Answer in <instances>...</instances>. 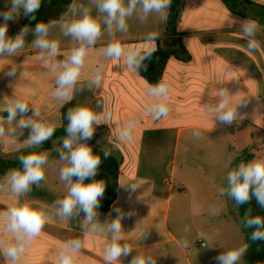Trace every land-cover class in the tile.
Listing matches in <instances>:
<instances>
[{
	"label": "crops",
	"instance_id": "crops-1",
	"mask_svg": "<svg viewBox=\"0 0 264 264\" xmlns=\"http://www.w3.org/2000/svg\"><path fill=\"white\" fill-rule=\"evenodd\" d=\"M247 2H241L233 10L224 0H181L174 27L169 26V16L166 23H161L152 15L145 25L129 21L128 32L118 34L127 48L171 50L161 77L170 86L167 100L170 111L159 120L147 112L150 103L147 79L139 71L136 74L125 68L123 60L105 57L103 48L112 42L107 33L89 51L81 83L98 67L103 70L102 83L90 91L85 88L82 93L77 92L70 101L90 107L99 103L103 108L96 111L111 113L106 120L102 115V123L95 127L93 137L98 144L93 146L108 147L121 161L116 199L108 211H98L101 223L116 218L114 209L125 214L121 224L133 251L128 257L121 256L116 264H130L133 256L140 253L154 258L155 264H206L207 247L200 242L208 244L207 240L213 238L218 248V242L227 235L231 238L239 227L232 200L227 198L228 205H224L225 196L219 194L220 188L226 186L223 173L227 167L228 172L232 170L234 161L244 150L253 153V159L264 157V0ZM4 5L5 0H0V10H4ZM25 18L21 13L15 21H9L10 37L25 26ZM249 18L261 26L256 36L260 47L254 52H247V41L239 32V21ZM56 22L51 34L60 42L58 58L62 59L76 45L70 37L62 36L60 19ZM149 34L158 36L149 40ZM32 39L31 34L26 37L28 44L20 54L0 58V109L9 100L23 97L30 108L39 109L42 120L57 128L61 125V108L66 103L53 97L55 75L38 58V50L30 45ZM184 54L189 58L184 59ZM12 66L17 68L15 75H6ZM221 88L233 95L232 103L241 102L237 108L240 118L231 126L205 114L204 106L218 102L216 95ZM27 116L31 117L32 112ZM133 117L138 125L132 150L127 148L130 143L119 141L117 136L123 124ZM15 124L16 121L3 124L0 158L4 160L14 161L23 153H39L42 148V145L29 148L26 140L31 129L21 130ZM11 129L15 130L9 135ZM193 131H199L200 137H194ZM61 141H53L54 149L61 147ZM179 158L185 171L177 178ZM197 165L204 172L193 171ZM133 184L137 186L135 190ZM66 192L64 182L48 181L45 174L38 186L34 185L31 192L19 198L44 208L49 216L41 234L28 248V254L34 264H55L61 245L80 238L83 248L77 254L76 264H106L104 248L110 238L107 229L101 235L86 234L81 230L83 213L71 219L56 215L55 201ZM188 194L190 205L185 204ZM15 199L7 186L0 188V211L6 210ZM213 205L221 208L219 215L209 214ZM185 227L188 232L184 231ZM0 237L12 240L2 226ZM184 239L189 241L188 247L181 246ZM0 264H7L3 256Z\"/></svg>",
	"mask_w": 264,
	"mask_h": 264
},
{
	"label": "clouds",
	"instance_id": "clouds-1",
	"mask_svg": "<svg viewBox=\"0 0 264 264\" xmlns=\"http://www.w3.org/2000/svg\"><path fill=\"white\" fill-rule=\"evenodd\" d=\"M171 3L172 0H86L85 3L72 0L60 16L59 29L62 36L70 37L76 46L61 59L58 58L61 52L60 42L51 34L56 21H41L34 28L25 25L14 37L8 35L9 21H15L21 13L35 20L42 0H5L4 10H0V19L3 21L0 23V58L20 54L28 44L26 37L31 34L33 39L30 45L38 50V58L55 75L53 97L57 101L67 103L77 92L82 93L85 88L90 91L101 85L102 68H96L84 83H81V75L89 51L96 46L104 33H107L112 41L103 48L107 59L123 60L125 68L134 70L136 74L142 68L146 70V61L151 60L153 49L127 48L121 44L118 34L128 32L129 21L134 20L140 25H145L152 15L161 23H166ZM260 27L259 23L251 18L239 21V32L241 38L247 41V52H254L260 47L256 39ZM157 36L149 34L148 39L155 40ZM16 71L17 68L12 66L6 75L14 76ZM169 94L170 86L163 79L156 84H149L147 95L150 97V103L147 112L154 119L159 120L168 115ZM216 96L219 98L218 102L204 106L205 114L212 116L222 125L231 126L240 118L237 108L241 102L232 103L233 95L224 88L218 90ZM102 108L103 105L97 103L94 107H71L66 112V135L56 152L59 154V160L64 162V166L60 168L59 179L65 183L67 192L63 198L55 201V208L56 215L64 219H71L83 213L81 230L86 234L101 235L107 229L110 238L104 248V259L106 264H116L121 256L128 257L133 248L124 235L121 220L125 214L120 209H114L117 213L115 219H105L103 223L99 220L98 209L106 185L103 179H95L102 158L94 153L88 141L92 139L95 127L102 123V115L105 120L110 118V112L95 110ZM0 111L7 113L6 117L0 118V136L5 134V121L9 124L16 121L15 128L21 130L31 129L26 140L29 148H39L55 135L56 125L42 120L39 109L35 106L30 108L27 99L23 97L9 100ZM29 111L32 112L31 117L27 116ZM137 125L138 120L135 117L128 119L120 129L117 139L121 142L131 141ZM14 130L11 129L8 134ZM19 134L22 135L23 132ZM192 135L199 138L200 132L193 131ZM100 151L104 160L111 155L107 148ZM49 155L47 151L19 155L21 167L9 170L0 178V188L7 186L16 198L6 210L0 211V226L5 233L12 236L11 241L0 237V256L4 257L7 264H34L27 250L41 234L49 216L44 208L35 207L31 201H21L19 198L31 192L34 185L38 186L45 179ZM86 180L90 182L86 183ZM136 187L133 184L132 190ZM219 194L234 201L237 209L250 205L254 199L259 208L264 210V157L241 162L230 170L226 176V186L220 188ZM220 212L221 208L217 205L209 209L212 216L219 215ZM240 223L246 229H254L250 235L251 241L264 242V216L252 215V208L248 207ZM184 231L188 232L189 229L185 227ZM180 244L182 247H188L189 241L184 239ZM203 247L209 245L204 243ZM82 248L83 241L80 238L65 241L56 253L55 264H76L77 254ZM248 248L249 244L244 243L238 247L224 249L215 257L216 264H240ZM130 264H155V259L140 253L133 256Z\"/></svg>",
	"mask_w": 264,
	"mask_h": 264
},
{
	"label": "trees",
	"instance_id": "trees-1",
	"mask_svg": "<svg viewBox=\"0 0 264 264\" xmlns=\"http://www.w3.org/2000/svg\"><path fill=\"white\" fill-rule=\"evenodd\" d=\"M247 2V0H224V2L233 10L237 9V6L241 2ZM72 0H42L41 7L39 11L36 13V19L31 20L29 17H26L23 21L24 25H28L29 27H35V25L38 22L41 21H57L60 19V16L62 13L65 12L66 7L69 3H71ZM181 8V0H172L170 11H169V26L174 27L176 24V21L178 19L179 13ZM173 30V29H172ZM171 54V50L167 48H159L154 51L151 60L146 61L147 63V69L144 70L143 68L139 70L140 74L147 79V81L150 84H156L160 81L166 64L168 62V58ZM184 59H188L189 56L184 54ZM77 106L75 102L70 101L66 103L61 108V125L56 128L55 135L52 137L51 140L44 142L42 145V148L40 152L47 151L52 153L54 151V145L53 141L63 139V137L66 135L65 133V127L67 124V120L65 119L66 112L68 108ZM7 116L6 112L0 111V117ZM93 148L94 153H97L102 158V163L100 165V169L98 172V175L95 177V179L100 180L103 179L105 181V193L104 196L100 202V207L98 211L106 212L109 210L110 206L116 199L117 194V183L118 178L120 174V167H121V161L120 159L111 153V155L108 157L107 160L103 159V153L100 151L103 147L100 146H91ZM21 155H27L25 153ZM254 155L249 150H244L243 153L236 158V160L233 163L232 169L235 168L239 163L241 162H248L250 160H253ZM21 165L17 160L9 161L4 160L0 158V178H2L6 172H8L11 169H18ZM86 183L90 181H85ZM233 205L236 211V219L238 226L242 233L245 236L246 242L249 244L248 248V254L246 256V263L245 264H261L264 262V242L261 241H251L250 235L251 232L254 229H246L242 226L240 223L241 219L243 218V214L246 208L251 207L252 208V215H262L264 216V210L260 209L259 206L256 204L255 200L253 199L250 205H244L241 208L237 209L234 201Z\"/></svg>",
	"mask_w": 264,
	"mask_h": 264
},
{
	"label": "rangeland",
	"instance_id": "rangeland-1",
	"mask_svg": "<svg viewBox=\"0 0 264 264\" xmlns=\"http://www.w3.org/2000/svg\"><path fill=\"white\" fill-rule=\"evenodd\" d=\"M97 142H98L97 138L92 137V139L90 141H88V144L90 146H93L95 144H98ZM135 142H136L135 138L133 137V139L131 141H128V144L130 143V146L127 148H130L133 150V148L135 147L134 146ZM131 144H133V146H131ZM54 150H56V149H54ZM63 166H64V162L59 160V154L56 151H54L53 153H50L49 163L45 167V174L47 176V180L52 181L55 179H59L60 168H62ZM184 171H185L184 162L179 158L176 177L179 178V177L183 176ZM193 171H196V173H198V172L201 173V172H204V168L200 165H197V166L193 167ZM226 172H228V167L223 173L224 174L223 177L225 178V180H226V176H227ZM184 191L186 193V192H188V189H185ZM189 201H190V194H188L185 197V202H186L185 204L190 205ZM223 202H224V205H228L226 196L223 198ZM172 205H174V204H172ZM194 205H196L195 201H194ZM207 242H208L209 247H207L205 249V256L207 257V260H208L206 264H216L215 257L217 255H219L224 249L238 247L244 243H247L245 236L239 227L235 228V233L231 238L228 237V235L225 236V238L223 237L218 242V248L215 247V245H214L215 243H214L213 238H212V241L207 240ZM247 254H248V250H247L246 254L244 255V257L241 259L240 264L246 263Z\"/></svg>",
	"mask_w": 264,
	"mask_h": 264
},
{
	"label": "built area",
	"instance_id": "built-area-1",
	"mask_svg": "<svg viewBox=\"0 0 264 264\" xmlns=\"http://www.w3.org/2000/svg\"><path fill=\"white\" fill-rule=\"evenodd\" d=\"M204 243H205V242H202V241L200 242V244H201L202 246H203Z\"/></svg>",
	"mask_w": 264,
	"mask_h": 264
}]
</instances>
